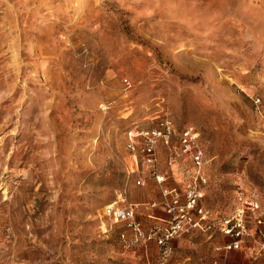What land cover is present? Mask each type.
Returning a JSON list of instances; mask_svg holds the SVG:
<instances>
[{
  "label": "rangeland",
  "instance_id": "obj_1",
  "mask_svg": "<svg viewBox=\"0 0 264 264\" xmlns=\"http://www.w3.org/2000/svg\"><path fill=\"white\" fill-rule=\"evenodd\" d=\"M164 116L200 130L216 218L167 252L99 216L122 191L145 233L162 226L129 143ZM241 189L264 209V0H0V264H264L253 237L215 247Z\"/></svg>",
  "mask_w": 264,
  "mask_h": 264
},
{
  "label": "built area",
  "instance_id": "obj_2",
  "mask_svg": "<svg viewBox=\"0 0 264 264\" xmlns=\"http://www.w3.org/2000/svg\"><path fill=\"white\" fill-rule=\"evenodd\" d=\"M158 119L157 125L149 129L134 128L130 131L131 135L140 136L144 144L138 147L132 140L129 147L134 151L136 158L137 151L142 153L144 163L150 168L152 177L162 185V203L167 214L165 224L156 226L148 234L145 233L138 218L140 205L127 201L122 191L118 193L116 200L102 208L99 216L100 219L110 221V228L114 224L124 223L138 237H143L145 242L155 238L167 252L171 241L177 237L194 231L213 230L216 227V218L213 211L204 203L208 184L205 168L209 163V157L200 130L194 124H187L182 129H177L168 116ZM162 143L170 152L169 165L172 168L177 167L182 173L184 184L180 188L167 187V175L159 170L158 147ZM136 172V170L132 171V173ZM146 179V176L140 175L136 180L137 185H145ZM239 201L240 206L236 211L218 223V230L231 240L229 243L217 246L216 250L228 252L241 250L245 246L246 239L253 237L256 249L252 255L258 257L264 254V209L261 210L259 203L243 189L239 193ZM157 205V202L152 203V207ZM102 222L103 230L108 232L109 228L105 220ZM122 236L124 237L125 234L122 233ZM198 264L218 263L203 260Z\"/></svg>",
  "mask_w": 264,
  "mask_h": 264
},
{
  "label": "crops",
  "instance_id": "obj_3",
  "mask_svg": "<svg viewBox=\"0 0 264 264\" xmlns=\"http://www.w3.org/2000/svg\"><path fill=\"white\" fill-rule=\"evenodd\" d=\"M161 145L164 146L163 143H162ZM158 149H159V147H158ZM159 158H160V150H159ZM173 170H175V172L177 171V172H176V173H177V178L174 179V184H169V183H168V176H167L166 186H167V187H179V188H180V187H182L183 184H184L183 177H182V173L179 172V169H178L177 167H174ZM205 170H206V174H207V166H206ZM207 177H208V174H207ZM129 202L137 203V204L140 205V203L137 202V201L130 200ZM155 202H156V201H155ZM157 203H158V202H157ZM204 203H205V205H206L210 210H212V208L207 204L206 198H205ZM159 205L161 206L160 209H162L163 214H164L165 216H161V215H158V216H157V215L154 213V215H156V216H154V215H150V217H154V218L161 219L162 222H163V224H165L164 221H165V219L167 218V214H166V211H165V209H164V206H163V203H162V199H161L160 203H158L157 206H159ZM212 211H213V210H212ZM163 224H162V225H163ZM155 227H156V226H155ZM150 231H151V230H150ZM148 232H149V231H148ZM148 232H146V233L148 234ZM194 232H204V231H194ZM194 232H192V233H194ZM207 232H212V230L207 231ZM189 234H190V233H189ZM153 239H155V238H153ZM153 239L148 240V242H151V240H153ZM249 239H250V238H248L246 241L249 242ZM155 240H156V239H155ZM230 240H231V239H230L229 237H227V240L224 241L223 243H224V244L229 243ZM246 241H245V246L243 247V249L246 248V247L248 246ZM224 244H223V245H224ZM248 244H249V243H248ZM215 247H217V245H216ZM247 249H248V248H247ZM241 250H242V249H241ZM221 252H222L221 254H223L225 258H228V257L230 256V254H231V252L229 253L228 251H224V250H222ZM202 261H203V260H202ZM200 262H201V261H200Z\"/></svg>",
  "mask_w": 264,
  "mask_h": 264
}]
</instances>
